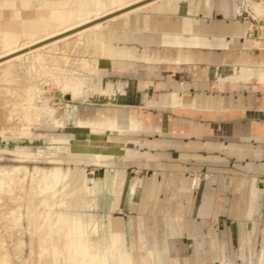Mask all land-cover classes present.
<instances>
[{
    "label": "crops",
    "instance_id": "1",
    "mask_svg": "<svg viewBox=\"0 0 264 264\" xmlns=\"http://www.w3.org/2000/svg\"><path fill=\"white\" fill-rule=\"evenodd\" d=\"M192 1L104 29L138 117L108 221L133 264H264V0Z\"/></svg>",
    "mask_w": 264,
    "mask_h": 264
},
{
    "label": "rangeland",
    "instance_id": "2",
    "mask_svg": "<svg viewBox=\"0 0 264 264\" xmlns=\"http://www.w3.org/2000/svg\"><path fill=\"white\" fill-rule=\"evenodd\" d=\"M247 1L248 2L245 4L246 9L248 8L247 11H249L253 5L252 2H261V0ZM73 2L74 5L78 7L80 6L81 8L88 5L87 0H74ZM1 3L2 0H0V4ZM15 3L16 8H20L19 0H16ZM39 3L40 1L32 0L31 10H39ZM103 5H105V7L102 10L105 9L104 11H106L108 9L111 10L117 4H114L115 6H113L104 2ZM5 10L3 9L2 11ZM150 10L154 11L156 8H149L142 12ZM239 17L244 18L243 13L240 14ZM110 18L111 16L100 19L98 22L107 24L106 22H108ZM67 20L70 23L75 21H73V19ZM98 22L95 21L92 24ZM81 29L82 28H78L76 31ZM98 34V30L91 31L87 35H82L83 37L77 36L66 41L64 44L60 45V49L55 48V50L51 51L47 49L41 50L43 53L38 51L33 53L32 57L27 56L28 58L24 57L23 59L6 65L2 64L11 57H3L0 59V176L7 179L8 173L11 174L13 173L12 169H17L18 171L15 172L16 178L14 179L21 180L24 185L23 193L21 191L20 195L17 196L15 200L17 203L21 202V205L17 209L20 222L14 225L15 227L11 225L8 228L2 229V235L5 237L6 241L8 240L7 245H9V247L12 246L10 248L11 250L20 246L17 252H15L18 254L19 258L18 256H15L13 264H54V260H52L51 257H45L39 254L37 227H35L32 236L29 217L33 212L36 213V216H38V214L39 216L42 215L41 218L46 217L47 212V216L49 217L52 212L54 215H57V212L61 211H58L60 207H57V203L67 200V195L70 190L75 189L76 191H80L85 185V188L81 193H78V197L80 198L79 201L82 203L85 202V204L90 201V204H93V200H97L98 197L100 198L99 203H97L96 208L94 209L83 207L75 210V212L80 214L83 218L89 217V215L92 214L98 225L101 226L109 214L113 213V202L118 189L117 175L119 174L115 172L121 168L122 162L119 158H121L123 153V143L128 140L125 138L128 129H123L121 134L115 130L112 132L104 131L103 136L105 138L107 136L109 137V142L111 143L108 144H110V147H114L116 144L118 145V147H116L118 153L112 156V159L108 162L107 166L103 161L96 162L94 156L97 154L96 149H98V146L91 143L92 140L87 139L89 136L95 135V130H80L72 127L78 125L76 122H81L82 125L95 122L97 125L109 127L116 123V125L123 127V125L127 126V121H137V115H127V112L124 111L123 106L125 103H116L106 97H96L94 95L99 93L100 90H105L108 86H117L123 82L121 77H113L111 72L107 74L106 70H100L97 73L92 71L91 68L95 62V57L98 56L96 52H98L97 49L101 43V36ZM96 36L100 37L98 38L99 40L94 39ZM37 37L39 36L34 38ZM34 38L28 35H21L16 42L12 43L11 47L23 46L31 40H34ZM113 38L115 37L113 36ZM49 42H51V40L40 43L37 47H41ZM65 44L69 45L71 49L64 51L63 48L65 47ZM76 46L79 48H76ZM33 48L35 49V47ZM3 51H5V49H2L0 46V53ZM27 52L28 50L22 51L21 53ZM37 58L40 59L38 60ZM90 71L93 73L91 74ZM76 81L79 82V84L80 81L84 82L82 86L84 94L80 97L74 98L66 87H70L72 83L74 84ZM57 98H60L62 104L55 103ZM48 108L51 112L53 110V113H48ZM60 120L68 123V126L66 128H57L55 123ZM140 122L142 121L139 120V123ZM70 123L71 126H69ZM17 132L19 133L17 134ZM129 132L137 133L139 131ZM58 170L61 172L63 171L62 173L65 174V180L64 182H61L62 184H60L59 187H57L59 188L58 193L60 196L58 193L56 195L59 198H57L56 195H52L54 198H51L53 199L51 205L56 204V206H52L53 210H51V208H49L51 205L46 206L41 202L42 199L50 196V194L48 193L49 195L46 197L43 195V198L42 192H44L45 189H42V192L40 191L41 187H43L42 185L46 184L47 180H45V176L48 177L49 174L52 175L51 173L53 171L55 173ZM105 183L107 186L106 189ZM100 185L104 186V192L102 191V193L95 190V187L97 188ZM60 188L65 189L62 190ZM91 189L96 191V196L91 193ZM60 190L62 191V194ZM29 192H33V197L30 201ZM39 193L40 196H38ZM74 200V198L68 199L70 203ZM54 201L56 203H54ZM41 203L45 205L44 207L47 210L42 208L43 205ZM40 205H42V207ZM43 210L46 211L45 214L43 213L45 212ZM49 210L52 211H50V214ZM27 211L29 216H27ZM54 215L51 216V218H53L52 220H55ZM111 217L112 216L110 215L109 218L111 219ZM52 220H49L48 222L47 219V222L50 225L46 223V225H48H45L46 228H51L53 226L51 225L53 224V222H51ZM46 228L45 230H47ZM101 236L102 232H100V237ZM100 237L93 238L98 241ZM107 242L101 245L99 254L103 255L107 251L106 249H108V245L110 244V242ZM81 243L86 245L87 241H82ZM12 244L14 245V248ZM103 245L105 246L104 251H102V248H104ZM152 259L153 261L157 260L155 257ZM60 262V264H64L63 261ZM134 264L139 263L136 261Z\"/></svg>",
    "mask_w": 264,
    "mask_h": 264
},
{
    "label": "bare ground",
    "instance_id": "3",
    "mask_svg": "<svg viewBox=\"0 0 264 264\" xmlns=\"http://www.w3.org/2000/svg\"><path fill=\"white\" fill-rule=\"evenodd\" d=\"M15 1L16 0H2V3L0 4V46L2 49H5V51L0 53V59L3 57H11L7 61H4L2 65L4 64L6 65L8 63L23 59L24 57H27V56L32 57L33 53H36L41 50L47 49L51 51V50H55V48L60 49L61 47L60 45L64 44L66 41L71 40L77 36L87 35L91 31L98 30L99 31L98 35L101 36V43L99 42L100 43L99 48L97 46L98 52H96V54L98 56L95 57L93 55L96 59L93 64V67L91 68L92 71L95 73H97L100 70L103 71L107 66V61L105 60L106 48L104 44L107 43L109 39L105 36L104 29L110 26L112 27L111 24L113 23L117 24L118 21L120 20L129 19L132 15L139 14L142 11L149 9V8L151 9L155 7L156 10L170 11L174 9L179 10L188 4L190 5L192 4V1H189V0H154V1H150V0H87L88 5L84 8H81L80 6L78 7L74 5V2H73L74 0H37V1H40L38 5L39 10H31L32 0H19L20 8H16ZM104 2L106 4L113 5V6H115L114 4H117V5L115 7L112 6L113 8L111 10L108 9L104 11L105 9L102 10L105 7V5H103ZM3 9L4 10L6 9L7 12L6 10L2 11ZM252 9H253V12L255 11V13L259 15L261 14L260 12L262 10L264 11V5L256 4L252 6ZM262 15L264 16V14ZM109 16H111V18L108 20V22H106L107 24H102L101 22L100 23L98 22V20L109 17ZM67 19H73V21L74 20L75 21L70 23ZM95 21H97L98 23L92 24ZM78 28H82V29L79 31H76V29ZM21 35H28L33 38L36 36H39V37L34 38V40H31L30 42H28L27 44H24L23 46L20 45L19 47H11L12 43L16 42L18 38L21 37ZM98 38L100 37L96 36L94 39L97 40ZM49 40H51V42L46 43L42 45L41 47H37V45H40V43H44ZM33 47H35V49ZM76 48H79V47L76 46ZM63 49L64 51H66L71 48L69 45L65 44V47ZM26 50H28L27 53H21L22 51H26ZM37 59L39 60L40 58H37ZM92 71H90L91 74L93 73ZM83 83L84 82L80 81V84H79V82L76 81V83L74 82V84L72 83L70 87H66V88H68L69 92L73 95L74 98H77L84 94L83 89H82ZM94 95L96 97L97 96L106 97L116 103H122V101L127 100V93H126L125 88H123L122 84H118L117 86H112V87L108 86L105 90H100L99 93L94 94ZM48 113H53V110L51 112L49 111V108H48ZM76 123L78 125L72 126L73 128H78L80 130L88 129L90 131L95 130V133H94L95 135L89 136V138L87 139L92 140L91 143L98 146V149H96L97 154L94 156L96 162L103 161L104 164L107 165L108 162L112 159V156L118 153L117 148H116L118 147V145L117 144L115 146L111 145L114 147H110V144L108 143H111V142H109L108 136L106 138L103 136L104 131L112 132L113 130H115L121 134L123 131V127L116 125V123H114V125H112L111 127L104 126L103 124H102L103 126L97 125L95 124V122L89 123L87 125H82L81 122H76ZM55 126L57 128H66L68 126V123H66L63 120H60V121H56ZM69 126H71V123L69 124ZM130 129L131 131H138L139 126L133 123L130 126ZM18 133L19 132H17V134ZM12 171L13 173L11 174L8 173L7 179L0 176V264H13L14 257L18 256V254H16L15 252H17L18 248H20V246L18 248H14V245L12 244L14 249L11 250L10 248L12 246L9 247V245H7L8 240L6 241L5 237L2 235V229L8 228L11 225L15 227L14 225L20 222L19 216L17 214L18 213L17 209L21 205V202L17 203L15 200L17 196L20 195L21 191L23 193L24 185L21 182V180L14 179L16 178L15 172L18 170L12 169ZM62 172L59 170L55 173L54 171L52 173L50 172L52 174V175L49 174L50 177L49 175L48 177L44 175L46 178L44 179L47 181L45 185H42L44 188L41 187V191L40 190L39 191L42 192L43 191L42 189H45V191L42 192V196L44 195L46 197L49 194L50 196L42 200L40 198L39 199L46 206L47 205L49 206L53 203L52 202L53 199L51 198H54L53 196H55L58 193L59 188L57 187H59L60 184H62L61 182L62 181L64 182L65 180L64 179L65 174H63ZM65 188H60V189L64 190ZM84 188H85V185H84ZM84 188L82 189L79 188L80 191L79 190L76 191L75 189L70 190V192L67 195V200L57 203V207H60V208L59 209L57 207L56 208L58 209V211L61 210L60 212H57V215H54L53 212L51 211L53 210L52 206L54 207L56 206V204L49 206V208H51V210H49V214L51 211L52 214L55 216V220H52L53 219L51 218V216H53L52 214L50 217L47 216L48 212L46 214V217L44 218H41L42 215L39 216V214L38 216H36L35 212L31 213V216L29 217V222L31 225L32 236L34 234L35 227H37V232H38L37 237L39 240L38 242L39 254L45 257L46 256L51 257L52 260H54V264H60L61 263L60 261H63L64 264H133L131 255L129 254L128 251H126V246H125V242H124L122 234L111 230L112 228L110 227L108 217L105 219V222L101 226H99L92 214L89 215V217L83 218L80 214L75 212V210H78L79 208H83V207L94 209L96 208L97 203H99L100 201V198L98 197L97 200H93L94 201V203L92 202L93 204H90L91 201L86 204L85 202L83 203L80 202L78 193H81V191ZM106 188L107 186L105 183V189ZM91 190H92L91 193H93V195L96 194L95 192L97 190L100 191V193H102V191L104 190V186L100 185L97 188L95 187L96 191L94 189H91ZM32 194L33 192H29V201L33 197ZM61 194H62V191H61ZM58 195L60 196L59 193ZM38 196H40V193ZM56 197L59 198L57 195ZM69 198H74L75 200L70 203L68 201ZM54 203L56 202L54 201ZM42 205L40 206L42 207ZM45 205H43L42 208L47 210L44 207ZM43 213L45 214L46 211ZM27 216H29V213ZM47 219H48V222L49 220H52L51 222H53V224H51L53 225L51 228L45 227L46 223L49 224L47 222ZM45 228L47 230H45ZM100 232H102L101 237H100ZM92 236L93 237L99 236L100 239L97 241ZM82 241L83 242L87 241V244L85 245L84 243H81ZM107 241H109L111 245L110 244H109L110 246L108 245V249H106L107 251L103 255L99 254L101 245L103 243H106ZM102 249H103L102 251H104L105 246Z\"/></svg>",
    "mask_w": 264,
    "mask_h": 264
},
{
    "label": "water",
    "instance_id": "4",
    "mask_svg": "<svg viewBox=\"0 0 264 264\" xmlns=\"http://www.w3.org/2000/svg\"><path fill=\"white\" fill-rule=\"evenodd\" d=\"M55 103H56V104H62V101L60 100V98H57V99L55 100Z\"/></svg>",
    "mask_w": 264,
    "mask_h": 264
}]
</instances>
